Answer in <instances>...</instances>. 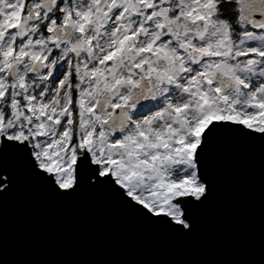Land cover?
<instances>
[{"label":"snow or ice","instance_id":"obj_1","mask_svg":"<svg viewBox=\"0 0 264 264\" xmlns=\"http://www.w3.org/2000/svg\"><path fill=\"white\" fill-rule=\"evenodd\" d=\"M223 141L264 155V0H0V204L106 194L187 239Z\"/></svg>","mask_w":264,"mask_h":264},{"label":"water","instance_id":"obj_2","mask_svg":"<svg viewBox=\"0 0 264 264\" xmlns=\"http://www.w3.org/2000/svg\"><path fill=\"white\" fill-rule=\"evenodd\" d=\"M212 199L197 232L146 226L106 194L61 201L26 182L0 204V264H235L261 259L264 155L223 141L209 170Z\"/></svg>","mask_w":264,"mask_h":264}]
</instances>
